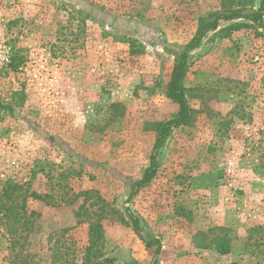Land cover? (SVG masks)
<instances>
[{"label":"rangeland","instance_id":"1","mask_svg":"<svg viewBox=\"0 0 264 264\" xmlns=\"http://www.w3.org/2000/svg\"><path fill=\"white\" fill-rule=\"evenodd\" d=\"M259 4L0 0V264H264V12L190 51V120L134 185L200 19Z\"/></svg>","mask_w":264,"mask_h":264},{"label":"trees","instance_id":"2","mask_svg":"<svg viewBox=\"0 0 264 264\" xmlns=\"http://www.w3.org/2000/svg\"><path fill=\"white\" fill-rule=\"evenodd\" d=\"M263 12H264V0H260L259 7L256 10H253L249 13H242L239 9H231L228 12L212 13L209 16L200 19L196 33L176 55L171 70L170 78L167 82L166 94L167 97L173 103L177 104L178 106L177 113L173 118L163 121L157 125L154 149H153V153L150 156V163L148 167L145 168L142 177L134 183V185L136 186V190L139 187H143L148 183H150L152 179L156 176L158 170L156 155L158 154L161 147L164 145V142L166 138L169 136L170 132L174 128L180 125L187 124L190 120L191 108L189 106L185 93V87L183 85V80L185 78V75L189 67L188 59H189L190 51L197 48L200 45L201 40L208 32L216 30L220 21L232 22L236 19L245 18L253 23H261ZM234 24L238 25V23H234ZM133 192L130 193V196L133 195ZM129 215L131 216L135 233L141 237L138 220L131 215V212H129ZM145 244L149 247L156 245L154 249V255L157 256L159 254L161 244L158 239L146 241ZM225 246L223 244H220L218 246V250L220 253L227 252L228 248ZM93 264H115V263L111 258H104Z\"/></svg>","mask_w":264,"mask_h":264}]
</instances>
